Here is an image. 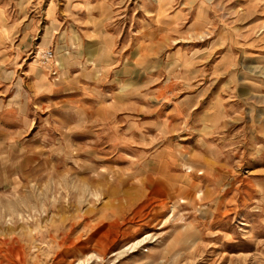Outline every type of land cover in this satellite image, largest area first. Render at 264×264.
<instances>
[{
  "label": "rangeland",
  "instance_id": "1",
  "mask_svg": "<svg viewBox=\"0 0 264 264\" xmlns=\"http://www.w3.org/2000/svg\"><path fill=\"white\" fill-rule=\"evenodd\" d=\"M66 1L0 0V264H264V0Z\"/></svg>",
  "mask_w": 264,
  "mask_h": 264
},
{
  "label": "crops",
  "instance_id": "2",
  "mask_svg": "<svg viewBox=\"0 0 264 264\" xmlns=\"http://www.w3.org/2000/svg\"><path fill=\"white\" fill-rule=\"evenodd\" d=\"M67 3L68 1L63 0L64 6ZM53 39L55 44H60L61 47L64 46L66 50H63L62 54H55L52 60H50L45 65L41 64V66L43 67L42 69L50 76L51 82L54 84H59L65 78L64 73L67 72L66 78H68V26L64 27V31L54 33L51 36V41H53Z\"/></svg>",
  "mask_w": 264,
  "mask_h": 264
},
{
  "label": "built area",
  "instance_id": "3",
  "mask_svg": "<svg viewBox=\"0 0 264 264\" xmlns=\"http://www.w3.org/2000/svg\"><path fill=\"white\" fill-rule=\"evenodd\" d=\"M53 58H54V53L50 50H46L45 52L42 53L41 57H39V61L41 62V64L45 65Z\"/></svg>",
  "mask_w": 264,
  "mask_h": 264
},
{
  "label": "bare ground",
  "instance_id": "4",
  "mask_svg": "<svg viewBox=\"0 0 264 264\" xmlns=\"http://www.w3.org/2000/svg\"><path fill=\"white\" fill-rule=\"evenodd\" d=\"M162 172H164V171L162 170ZM175 205H177V204H174V206H175Z\"/></svg>",
  "mask_w": 264,
  "mask_h": 264
}]
</instances>
